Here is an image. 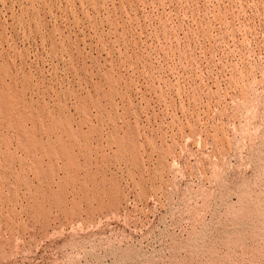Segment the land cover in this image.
Masks as SVG:
<instances>
[{
    "label": "rangeland",
    "instance_id": "374dc122",
    "mask_svg": "<svg viewBox=\"0 0 264 264\" xmlns=\"http://www.w3.org/2000/svg\"><path fill=\"white\" fill-rule=\"evenodd\" d=\"M0 264H264V0H0Z\"/></svg>",
    "mask_w": 264,
    "mask_h": 264
}]
</instances>
